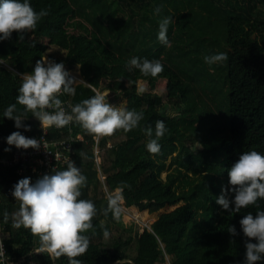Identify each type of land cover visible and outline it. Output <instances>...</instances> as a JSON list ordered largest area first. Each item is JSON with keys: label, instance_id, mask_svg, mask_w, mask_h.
<instances>
[{"label": "trees", "instance_id": "trees-1", "mask_svg": "<svg viewBox=\"0 0 264 264\" xmlns=\"http://www.w3.org/2000/svg\"><path fill=\"white\" fill-rule=\"evenodd\" d=\"M208 1L120 0L126 8L122 20H132L139 15L152 23L170 16L173 22L168 27V38L175 35L188 46L196 37L197 44L204 46L207 34L195 35L192 10L205 9ZM218 1L228 7L223 47V52L227 53L223 67L226 99L217 101L219 109L224 104L227 114L224 133H220L219 125L216 121L212 123L214 119L210 120L209 116L197 128L193 120L198 117L190 112L164 113V103L178 106L176 102L181 101L196 108V95L199 94L193 83L181 79L180 68L159 58L162 45L157 40L158 29L155 27L151 28L154 35L140 29L135 34L134 25L128 22L121 33V43L113 49L99 32L86 25L82 17L77 18L78 9L87 15L88 0H30L34 10L46 9L47 15L40 18L35 29L25 33L24 40L18 39L14 30L10 38L0 41V59L5 63L0 62V157L17 148L6 144L5 137L11 132L18 130L23 135L40 132L39 121L16 101L22 78L12 68L31 72L36 60L42 58L52 45L64 50L62 59L55 61L63 62L67 67H78L83 79V82L74 83V95L64 93L73 104L102 93L107 94L108 102L113 105H121L124 99L128 109L144 113L137 127L129 131L117 129L97 142L94 134L87 132L78 122L73 123L74 132H81L83 136L82 140L73 143L74 164L87 177L79 198L92 200L97 209L92 218L93 227L85 233L89 246L85 253L75 257L82 264H243L245 237L240 233L239 220L248 212L255 215L258 210H264V199L258 198L255 204L232 214L220 210L215 198L221 194L222 186H229L227 170L238 159L239 153L250 150L264 153V16L255 9L254 0ZM153 2L155 7L162 5V8L159 14L149 15L146 10ZM107 4L105 0H96L89 6L95 12L99 10L102 18H117V9L113 11L107 8ZM106 30L101 29L105 37ZM187 51L190 47H183L180 55L191 54ZM133 56L159 59L164 70L156 77H144L138 70L129 72L125 64ZM191 56L193 64H197L198 55ZM141 80L148 82L149 90L137 94ZM190 91L195 92V99H189ZM12 103L17 104L16 114L23 118V124L29 125L28 130L16 129L12 119L3 117L5 108ZM199 110L203 112L205 107ZM185 119L192 130L190 134L182 129ZM157 120L165 122L167 132L159 139L160 151L153 154L146 148L149 137L144 129L151 126L154 130ZM200 131L201 135H198ZM52 135L65 136L58 132ZM197 138L202 148L195 153L187 144L195 145ZM6 147L10 150L4 151ZM185 149L190 161L197 158L193 173L200 175L201 179L195 183L189 177L186 182L189 187L178 191L176 176L170 171L163 175L168 165L160 156L166 158V151H176L175 156L180 157L181 150ZM177 164L176 170L182 173L180 168L186 166V162L179 160ZM64 168L66 166L42 174H18L14 167L0 164V220L8 233L5 240L8 264H69L66 255L53 261L47 252H37L40 241L35 239V234L23 226L16 227L12 218L19 202L11 195V190L20 178L30 177L35 181L46 173ZM118 186L123 187L126 209L145 223H138L134 233L123 228L111 212L104 214L107 192ZM5 210L9 213L7 221L3 218ZM153 214L157 217L151 219ZM229 224L240 234H229L226 230ZM105 229L109 231L108 237L104 236ZM251 239L254 242V238ZM254 264H264V261Z\"/></svg>", "mask_w": 264, "mask_h": 264}, {"label": "clouds", "instance_id": "clouds-1", "mask_svg": "<svg viewBox=\"0 0 264 264\" xmlns=\"http://www.w3.org/2000/svg\"><path fill=\"white\" fill-rule=\"evenodd\" d=\"M161 8L162 5H157L154 13L159 14ZM45 15L47 10H34L30 0H0V41L10 38L14 30L18 39L24 40L25 33L35 29L37 22ZM172 22L170 16H164L159 21L157 40L164 46L171 44L167 32ZM226 59L225 52L204 57L209 65ZM125 68L129 72L138 70L144 77H156L164 70L159 59L149 60L137 56L131 57ZM75 80L69 75L63 62H56L44 56L36 60L31 72L23 74L16 101L24 106L25 112L30 111L40 122L42 130L52 126L60 128L76 121L97 138L111 135L117 129L129 131L137 127L143 119L142 111L130 110L123 104L113 105L108 102L107 94L102 93L83 99L72 105L70 112L66 111L59 94L74 95ZM148 90V82L141 80L137 94ZM16 108V103L9 104L3 112V117L12 119L16 129L28 130L29 125L22 123L23 118L16 114ZM144 131L149 137L147 150L153 154L158 153L161 148L159 139L167 132L165 122L157 120L154 130L149 126ZM5 141L9 146L22 149H38L41 146L39 139L26 137L18 130L7 135ZM199 146L197 142L196 147ZM9 150L8 147L4 149ZM81 156L87 158L85 153H81ZM227 171L229 186H222L221 194L215 198L220 210L238 213L241 208L255 204L258 198L264 199V153L256 150L243 151ZM86 181L87 177L80 168L68 159L66 168L62 170L46 173L35 181H31L30 177H23L12 186L11 195L19 202L18 209L12 213L14 225L23 226L37 235L40 243L36 251L47 252L53 261L61 255H66L69 264H82V261L75 257L87 250L89 238L85 233L93 227L92 218L97 213L92 200L79 198ZM123 200V187L118 186L109 192L107 206L103 209L104 214L111 212L114 218L119 219ZM3 218L5 221L9 219L6 210L3 212ZM239 225L240 233L245 237L243 264L264 261V210H258L255 215L252 212L242 215ZM226 230L232 236L240 234L231 224ZM104 236H109L107 229L104 230ZM251 238H254V242ZM6 261H9V258L3 243L0 242V264H6Z\"/></svg>", "mask_w": 264, "mask_h": 264}, {"label": "rangeland", "instance_id": "rangeland-1", "mask_svg": "<svg viewBox=\"0 0 264 264\" xmlns=\"http://www.w3.org/2000/svg\"><path fill=\"white\" fill-rule=\"evenodd\" d=\"M89 5L92 6L96 0H88ZM107 1V8H110L111 10H115V16L117 18H102L103 16L100 14L99 10L95 12L93 8H91L89 5L85 7L87 15H84L83 12L78 9L77 10V18H83L84 22L87 26H89L91 29L95 30L96 32H99L100 37L103 38L105 43L113 48L116 49V44H120L122 39L121 33L124 28L127 27V23L131 22L134 25V32L137 34V31L140 29V31H147L150 35L151 33L154 35L153 29H158L159 22H152L150 23L148 19H141L139 15L135 18L129 19V20H122V16H125V7L124 4L120 2V0H105ZM255 1V9L262 12L264 16V0H254ZM152 2V0H151ZM177 6H180V9H182L181 4H177ZM148 7V6H147ZM155 4L151 3V5L146 10L147 14L154 13ZM184 8V7H183ZM122 9L123 11L119 10ZM135 9V8H134ZM173 9V8H172ZM186 9V8H184ZM136 10V9H135ZM199 12V13H196ZM226 12H228V7L225 6L223 2H219L218 0H209L207 3V6L205 9L202 8H193L192 13L193 16H195V19L192 23V28L194 29L195 35H203L207 34V43L204 44V46H199L197 44L196 37L192 38V42L188 44L190 47V51H187L191 54L187 55H180L182 52L183 47L185 49H188V46L186 45V42L183 40L177 39L175 35H170L168 38L171 42L170 46H164L162 45L161 55L159 58H162L164 60H168L172 66H174L177 69L180 70V77L184 81H190L194 84L196 87V92L199 95H196V108H190V105L184 104L181 101L176 102L178 106L169 103H164L162 106H164L165 110L164 113L167 115H173L175 113H185L188 114L189 112L192 113L194 116L198 117L197 119H192L193 123L197 128H200L202 126V120L207 118V116L211 117V119H214L212 123L217 122L220 128V133H224L227 128V114L225 115V107L224 104H222V109H219L217 107V101L218 99H226L225 91L223 90V73L225 72L224 63L225 60L222 62H218L213 65H209L205 62L204 57L210 54H216L224 51V44H225V15ZM155 14V13H154ZM86 16V17H84ZM75 18V20L77 19ZM87 18V19H86ZM107 29V37L102 35L101 29L102 28ZM84 32L86 31L85 24L83 26ZM110 29V30H109ZM116 32L114 34L113 31ZM204 37V36H203ZM200 38V37H199ZM202 38V37H201ZM209 42V43H208ZM185 52V53H187ZM50 54L53 59H59L61 60L63 57V52L61 50H57L54 52H51ZM184 53V54H185ZM191 55H198L196 56L198 59L197 64H193V59L191 58ZM152 58V57H151ZM173 61V62H171ZM213 69V70H210ZM80 77V76H79ZM82 78V77H81ZM195 92L190 91L189 92V99H195ZM223 101V100H222ZM125 106V100H122V103ZM191 107H193L191 105ZM205 111L201 112L199 109L204 108ZM184 119V118H183ZM187 119L184 120V125L182 126L183 130H186L187 133H191L192 130L190 129L187 121ZM210 128V125L208 126ZM198 135H201V131L198 133ZM198 140V138H197ZM197 142H199V147L197 146ZM195 143V145L187 144V146L196 153V150L198 148H202L200 139ZM216 144V142L214 141ZM168 148V145H166ZM166 148V150H167ZM216 149V146H215ZM167 157L160 156V159L164 160L166 164L168 165V169L163 172V175L166 174L167 171H170L176 176V185L178 191H181L182 189H187L189 186L186 183L187 180L192 178L195 183H197L201 176L198 174L193 173L194 164L197 163V158L190 161L188 157V151L181 150L180 157L175 156V152H169L166 151ZM220 153V152H219ZM215 156V155H214ZM216 157H218L216 155ZM217 159V158H216ZM185 161L186 166H183L181 169L182 173H178L176 170L178 167L177 161ZM187 163H190L189 165ZM221 164V163H219ZM124 203L122 202V209H121V215L119 217L118 223L125 228L129 233H134L135 229L138 226V223L145 224L141 222L139 219H137L133 214H131L126 207L124 206ZM157 217V214H153L150 218L154 219ZM35 239L39 242V237L35 235Z\"/></svg>", "mask_w": 264, "mask_h": 264}, {"label": "built area", "instance_id": "built-area-1", "mask_svg": "<svg viewBox=\"0 0 264 264\" xmlns=\"http://www.w3.org/2000/svg\"><path fill=\"white\" fill-rule=\"evenodd\" d=\"M0 62L4 63L2 59H0ZM64 67L68 71L69 75L74 79H76L74 83L83 82L78 67H67L65 65ZM12 69L21 78H23L24 73H27V72H20L14 68ZM59 98L63 102L62 106L65 107L66 111L70 112L71 106L74 104L65 97L64 93H60ZM52 110L53 109H49V111ZM74 122L76 121H72L68 125H65L60 128L52 126L47 128L46 130H42L40 127V122H38L40 132L26 134L25 136L39 139L41 146L38 149H33L31 147L27 149L15 148L8 154L2 155L0 157V164L4 167H14V169L18 174H26V173L42 174L57 167L67 166L68 159L75 162V158H74L75 151L73 149V143L77 140H82L83 136L81 132H74L73 129ZM53 132L65 134V136L57 137L52 135ZM94 139L95 142H97L99 138L94 136ZM94 152L95 154H97L96 148ZM96 161L97 163L99 162V157L97 155H96ZM108 194L109 193L107 192V196ZM7 237H8V233L5 230V224L0 220V242L3 243L5 253H6L5 240ZM8 263L9 262L6 261V264Z\"/></svg>", "mask_w": 264, "mask_h": 264}, {"label": "crops", "instance_id": "crops-1", "mask_svg": "<svg viewBox=\"0 0 264 264\" xmlns=\"http://www.w3.org/2000/svg\"><path fill=\"white\" fill-rule=\"evenodd\" d=\"M56 49L57 50H61L62 52H64V50L61 47L52 45L44 52V55L42 57L46 56L47 58L52 59V60L55 61V59H53V57H52L53 55L51 56L50 54H52L51 52L56 51Z\"/></svg>", "mask_w": 264, "mask_h": 264}]
</instances>
